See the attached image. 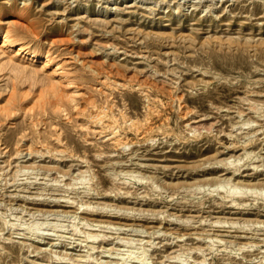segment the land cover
Listing matches in <instances>:
<instances>
[{
	"label": "rangeland",
	"instance_id": "obj_1",
	"mask_svg": "<svg viewBox=\"0 0 264 264\" xmlns=\"http://www.w3.org/2000/svg\"><path fill=\"white\" fill-rule=\"evenodd\" d=\"M12 2L27 11L8 16ZM8 21L20 40L36 37L42 54L84 74L89 91L125 114L122 126L149 116L156 126L160 112L173 134L127 131L116 147L99 124L64 113L2 120L0 264H264V0H0ZM12 76L0 69V103ZM89 204L143 225L89 228ZM86 230L105 237L89 241Z\"/></svg>",
	"mask_w": 264,
	"mask_h": 264
},
{
	"label": "bare ground",
	"instance_id": "obj_2",
	"mask_svg": "<svg viewBox=\"0 0 264 264\" xmlns=\"http://www.w3.org/2000/svg\"><path fill=\"white\" fill-rule=\"evenodd\" d=\"M8 10H6L5 13L8 14L10 17H16V14L25 13L28 9L27 5L18 6L15 2L10 3ZM15 20V19H14ZM27 30L31 35L33 34V29L28 28ZM23 30L17 27L15 24L11 25L9 21L6 23V27L2 26L0 24V54L6 58L4 61H0V69L4 68L5 66L9 65V69L13 72V80L11 83V86L9 88V92L7 93V96L5 97L4 101L0 103V122L2 120H6L11 117V115H15L17 112H31V116H34L35 114H42L46 115L48 117L50 114L55 113H64L65 117L67 115V121L70 123H74L76 121V118L78 120H84L88 123H91L92 125L99 124V133H105V135H110L109 140H111V143L113 146H118L120 144H123L124 141H122V134L127 133V131L133 132L134 134H142V137L146 138V135H148L149 132L152 133V131L160 130L162 133L166 134L168 133L170 127H169V117L168 114L166 115H159V120H161L160 124H157L156 126L153 125V123L150 122L149 116L150 112L146 117L144 118V121L146 119V122L140 124L139 121L132 120L127 123V120H124V126L119 121V117L122 119L125 118V114L122 112H118L119 115H116L113 111V105L110 104L107 101H102L97 95H94L91 91L88 90V88L92 87L90 80L85 77V75H79L78 79H76L75 75L72 74V72L66 68V62L65 60H61L57 58L56 56H53L52 52H50V49L48 48L45 52V54H42L39 50L38 41L37 38H31L29 40H20L18 37L15 36V33L17 34V31ZM34 36V35H33ZM40 65V68H38L40 75H41V84L39 87H37V90L33 89L34 85L36 84L37 79H35V73L37 72L36 66ZM77 76V75H76ZM25 80L29 81L27 84V87H22L20 84H22ZM78 82V83H77ZM83 85V92L79 91L80 85ZM106 99H108L105 96ZM252 101V100H251ZM249 101V103L251 102ZM248 103V104H249ZM260 104V103H259ZM251 105V104H250ZM249 105V106H250ZM258 105V104H257ZM116 106V105H115ZM252 106V105H251ZM254 106V105H253ZM262 106V105H261ZM170 107V106H169ZM256 107V106H255ZM254 107V108H255ZM259 109V107H258ZM261 109V108H260ZM152 110V109H151ZM169 110V108H168ZM186 110V109H185ZM184 110V111H185ZM173 111V110H172ZM155 112L152 110L151 114ZM168 112V111H167ZM263 112V111H262ZM188 113V112H187ZM239 113V112H238ZM178 115V114H177ZM180 115V114H179ZM62 116V115H61ZM38 117V116H37ZM63 117V116H62ZM64 117V118H65ZM75 117V119L73 118ZM157 117V116H156ZM155 117V118H156ZM258 117V116H257ZM153 118V119H155ZM177 118V117H176ZM32 119V118H31ZM39 120V119H38ZM174 120V119H173ZM83 121V122H84ZM141 120L140 122H142ZM152 121V120H151ZM252 121V120H251ZM34 122V121H33ZM77 122V121H76ZM233 122V121H232ZM246 121H244L245 123ZM159 123V122H158ZM174 123V122H173ZM172 123V124H173ZM177 123V122H176ZM238 123V122H237ZM248 123V122H247ZM127 124V125H125ZM249 124V123H248ZM255 124V122H254ZM35 125V123H34ZM89 125V124H88ZM176 125V124H175ZM178 125V124H177ZM237 125V124H235ZM245 125V124H244ZM260 126V124H258ZM262 125V124H261ZM44 126V125H43ZM55 126V125H54ZM172 127V125H171ZM260 128V127H259ZM172 129V128H171ZM179 129V128H178ZM258 129V128H256ZM255 129V130H256ZM264 129V128H263ZM57 130V129H55ZM59 130V129H58ZM185 130V129H182ZM189 130V129H187ZM185 130V131H187ZM260 130V129H259ZM184 131V132H185ZM193 131V130H192ZM254 131V130H253ZM177 131H175L176 133ZM181 132V131H180ZM183 132V131H182ZM256 132V131H255ZM55 137L59 139L61 136V131H56ZM150 133V134H151ZM170 133V132H169ZM172 133V131H171ZM200 133V132H199ZM199 133H194V137L199 135ZM250 133V132H248ZM264 133V132H263ZM173 134V133H172ZM202 134V133H201ZM252 135V132L250 133ZM262 134V133H261ZM162 135V134H161ZM192 135V133H191ZM247 134H245L246 137ZM134 136V135H133ZM200 136V135H199ZM244 136V135H243ZM260 136V135H259ZM258 136V137H259ZM135 137V136H134ZM148 137V136H147ZM149 136L148 138H150ZM166 137V136H165ZM192 137V136H191ZM257 137V136H256ZM148 138H146L148 140ZM153 138V136H152ZM244 138V137H243ZM255 138V137H254ZM126 139V138H125ZM124 139V140H125ZM151 139V138H150ZM173 139V138H172ZM261 139V138H260ZM61 140V138H60ZM259 140V139H258ZM129 141H133L132 139ZM128 141V142H129ZM136 141V140H135ZM145 141V139H144ZM143 141V142H144ZM175 141V140H174ZM247 141V140H245ZM141 142V141H140ZM236 143V141H235ZM234 143V145H235ZM243 143H245L243 141ZM125 144V143H124ZM123 144V145H124ZM232 144V143H231ZM230 144V145H231ZM238 144V143H237ZM236 144V145H237ZM260 145V144H259ZM122 146V145H120ZM244 144H242V147ZM119 147V146H118ZM125 147V146H124ZM233 147V146H232ZM239 147V146H238ZM230 149V148H228ZM242 149V148H241ZM261 149V148H260ZM28 150V149H27ZM64 150V149H63ZM217 150V149H216ZM246 150V149H245ZM244 150V152H245ZM250 152V150H248ZM252 151V150H251ZM255 151V150H254ZM247 152V150H246ZM245 152V153H246ZM247 152V153H249ZM234 154V153H233ZM236 154V153H235ZM260 154V153H259ZM247 155V154H246ZM262 156V155H261ZM252 158V157H251ZM245 159V158H244ZM246 160V159H245ZM263 160V158H262ZM236 162V161H235ZM238 162V161H237ZM249 162V161H248ZM259 163V162H258ZM206 164V163H205ZM229 164V163H228ZM233 164V163H232ZM256 164V163H254ZM208 165V164H207ZM249 165V164H248ZM247 165V166H248ZM251 165V164H250ZM249 165V166H250ZM245 166V165H244ZM234 167V166H233ZM240 168V167H239ZM258 168V166H257ZM82 171V170H81ZM126 171V170H125ZM129 171V170H128ZM232 171V170H231ZM236 171V169H235ZM234 172V169H233ZM44 173V172H43ZM231 173V172H230ZM134 174V173H133ZM249 175V174H248ZM251 175V174H250ZM124 176V175H123ZM139 177V176H137ZM51 178V177H50ZM131 178V177H130ZM225 178V177H224ZM223 178V179H224ZM233 178V177H232ZM237 179V178H236ZM152 180V179H151ZM235 180V179H234ZM246 180V179H245ZM261 180V178H260ZM46 181V180H45ZM52 181V180H51ZM62 181V180H61ZM231 181V180H230ZM251 182V180H250ZM157 183V182H156ZM228 182H226L227 184ZM70 184V183H69ZM68 184V185H69ZM72 184V183H71ZM230 184V183H229ZM234 184V183H233ZM260 184V183H259ZM30 185V184H29ZM239 185V184H238ZM64 186V185H63ZM200 187V186H199ZM240 187V186H238ZM246 187V186H245ZM244 187V189H245ZM231 188V187H229ZM228 188V189H229ZM237 189V187H235ZM248 188V187H247ZM252 188V187H251ZM157 189V187H156ZM255 189V188H254ZM37 190V189H36ZM196 190V189H195ZM228 191V190H227ZM253 191V190H251ZM250 191V192H251ZM237 192V191H235ZM246 192V190H245ZM257 192V191H256ZM259 192V190H258ZM264 192V191H263ZM33 194V193H32ZM263 193H260V196ZM234 195V194H233ZM254 195V194H253ZM44 196V195H43ZM48 196V195H47ZM56 196V195H55ZM59 196V195H57ZM51 197V196H50ZM49 197V198H50ZM54 198V197H53ZM66 198V197H65ZM70 199V198H68ZM254 199V198H253ZM55 205L58 206H71L70 203L74 201L65 200L64 203L58 202L59 200H55ZM232 201V200H231ZM230 201V203H231ZM70 202V203H68ZM236 202V201H235ZM242 203V202H241ZM79 204V203H78ZM100 205V204H99ZM94 206V205H93ZM93 206H86L84 209L82 208L83 216L81 217L84 220L83 225L88 226H94L97 229H104L107 228L110 230V228L114 229H121L123 227H132L134 225L142 226L143 224L139 222V224L134 223L133 221H128L129 219H136V217H129L127 213L120 212V208L117 210H109L107 207L101 208L102 205H100L101 209L93 208ZM111 206V205H110ZM109 206V207H110ZM99 207V206H98ZM114 207V206H113ZM116 207V206H115ZM36 208V207H34ZM50 208V207H49ZM48 208V209H49ZM44 209V208H43ZM42 209V211H43ZM52 209V208H51ZM61 209V208H60ZM59 209V211H60ZM73 209V208H72ZM114 209V208H113ZM37 211L38 208L36 209ZM34 210V211H36ZM52 210H55L52 209ZM63 210V209H62ZM71 210V209H69ZM124 210V208H123ZM125 210H127L125 208ZM133 210V209H132ZM46 211V210H45ZM51 211V210H50ZM58 211V210H57ZM66 210L64 211V213ZM50 213V212H49ZM61 213V212H60ZM68 213V212H67ZM66 213V214H67ZM71 213V212H70ZM74 214V213H72ZM136 215V214H135ZM143 216V215H142ZM170 217V216H169ZM186 217V216H185ZM143 218V217H142ZM141 218V219H142ZM173 218V217H172ZM202 219V218H201ZM80 221V219H79ZM176 221V220H175ZM183 221V220H182ZM223 221V220H222ZM184 222V221H183ZM78 223V222H77ZM185 223V222H184ZM183 223V224H184ZM187 223V222H186ZM248 223V222H247ZM261 223V222H260ZM68 224V223H67ZM193 224V223H192ZM231 224V223H230ZM69 225V224H68ZM74 226V225H73ZM260 226V225H259ZM157 227V226H156ZM191 227V226H190ZM95 228L93 230H95ZM136 228V227H135ZM138 228V226H137ZM70 229V228H69ZM79 229V228H78ZM113 229V230H114ZM133 229V228H132ZM140 229V228H139ZM235 229V228H234ZM73 230V229H72ZM75 230V228H74ZM170 230V229H169ZM77 231V229H76ZM79 231V230H78ZM99 233H98V232ZM92 231V230H86L85 237L86 239H90L89 241H93L97 239L98 237H101L104 239L105 234H101V230ZM139 231V230H138ZM141 231L144 230L143 227L141 228ZM162 231V230H161ZM168 231V230H167ZM254 231V230H253ZM262 231V230H261ZM81 232V230L79 231ZM170 232V231H169ZM209 232V230H208ZM212 232V231H211ZM256 232V231H254ZM180 233V232H179ZM196 233V232H193ZM216 233V232H212ZM264 233V232H263ZM185 232L182 234H177L174 237L183 236ZM191 234V233H190ZM208 234V233H207ZM241 235L240 233H238ZM245 234V233H244ZM206 235V234H205ZM224 235V234H223ZM248 235V234H247ZM256 235V234H255ZM61 236V235H60ZM120 236V235H119ZM216 236V235H215ZM218 236V235H217ZM237 236L238 235H232ZM258 236V235H257ZM264 236V235H263ZM205 237V236H204ZM207 237V236H206ZM209 237V236H208ZM214 237V236H213ZM252 237V236H250ZM255 237V236H254ZM261 237V236H260ZM259 237V238H260ZM218 238V237H217ZM222 238V237H221ZM249 238V237H248ZM216 239V237H215ZM223 239V238H222ZM252 239V238H251ZM120 240V239H119ZM220 240V239H219ZM227 240V239H226ZM261 240H264V238H261ZM260 240V241H261ZM249 241V240H248ZM247 241V242H248ZM256 241V240H255ZM254 241V242H255ZM80 242V241H79ZM246 242V241H245ZM257 242V241H256ZM152 243V242H151ZM150 243V244H151ZM213 243V242H212ZM253 243V241L251 242ZM264 243V242H263ZM92 244V243H91ZM256 244V243H255ZM242 245V244H241ZM150 246V245H149ZM244 246V245H243ZM89 247L94 248L95 245H90ZM190 248V247H189ZM238 248V247H237ZM195 249V248H194ZM199 249V247H198ZM239 249V248H238ZM92 250V249H91ZM184 251V250H182ZM132 253V252H131ZM87 254V253H86ZM138 254V253H137ZM136 254V255H137ZM78 257V256H77ZM83 257V256H82ZM138 257V256H137ZM145 257L138 258L137 261H134L132 264H147L146 262H139L143 261ZM56 258L58 260H79L77 258H74L70 255H67L66 253L58 254L56 255ZM90 258V254L87 255V259ZM146 260V259H145ZM99 261V260H98ZM125 260L122 262H115L112 260H105L103 263L105 264H123ZM166 264H174L167 262Z\"/></svg>",
	"mask_w": 264,
	"mask_h": 264
}]
</instances>
